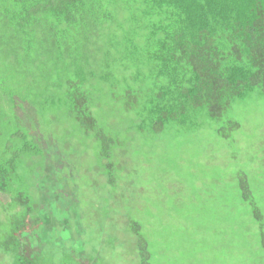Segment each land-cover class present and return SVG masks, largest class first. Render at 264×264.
Masks as SVG:
<instances>
[{
	"label": "trees",
	"instance_id": "1",
	"mask_svg": "<svg viewBox=\"0 0 264 264\" xmlns=\"http://www.w3.org/2000/svg\"><path fill=\"white\" fill-rule=\"evenodd\" d=\"M22 85L36 91L19 93ZM51 88L103 158L114 139L93 112L95 90L125 99L138 128L199 126L205 115L219 135L237 138L242 124L230 114L233 104L264 95V0H0V107L17 96L41 102ZM14 130L0 146V264H99L101 255L74 263L47 237L39 243L36 192L20 167L41 147ZM237 180L263 228L246 170ZM128 226L133 255L152 264L140 222Z\"/></svg>",
	"mask_w": 264,
	"mask_h": 264
},
{
	"label": "rangeland",
	"instance_id": "2",
	"mask_svg": "<svg viewBox=\"0 0 264 264\" xmlns=\"http://www.w3.org/2000/svg\"><path fill=\"white\" fill-rule=\"evenodd\" d=\"M61 96L51 88L41 102L17 96L0 107V146L23 129L41 147L20 167L36 192L39 243L47 237L48 247L67 250L74 263L101 255L99 264H140L128 226L137 220L152 264H264V227L252 221L237 180L246 170L264 215V95L233 104L242 127L226 139L205 115L199 126L138 128L125 99L95 90L93 112L114 139L105 158Z\"/></svg>",
	"mask_w": 264,
	"mask_h": 264
}]
</instances>
